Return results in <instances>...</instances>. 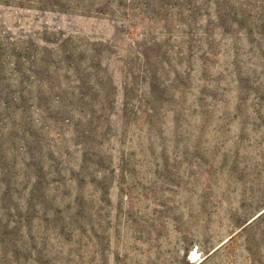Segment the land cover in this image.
Masks as SVG:
<instances>
[{"label":"rangeland","instance_id":"374dc122","mask_svg":"<svg viewBox=\"0 0 264 264\" xmlns=\"http://www.w3.org/2000/svg\"><path fill=\"white\" fill-rule=\"evenodd\" d=\"M12 2L0 90L35 123L0 124V264L264 263L246 227L264 209V38L232 19L263 0Z\"/></svg>","mask_w":264,"mask_h":264},{"label":"trees","instance_id":"16d2710c","mask_svg":"<svg viewBox=\"0 0 264 264\" xmlns=\"http://www.w3.org/2000/svg\"><path fill=\"white\" fill-rule=\"evenodd\" d=\"M7 4L13 3L12 1H16L17 4H20L21 7L26 6L27 4H34L38 9H46L47 6H53V7H60V8H70L72 6V3H74L75 8L79 9H84L86 11L90 10L92 11H97V13H106L108 11H114V2L116 1L118 3V6H123L124 5V0H3ZM228 0H226L227 2ZM72 2V3H71ZM247 6L249 8V4L251 2L246 1ZM146 5L149 3L146 1ZM259 14L256 17L248 16L249 12H237L234 13V17H232L233 20L238 21L242 20L248 21L251 18L252 20V25L260 29V35L262 38H264V0L263 3L261 2L259 6ZM222 12L217 14L216 18L219 20L225 18V16L229 17L231 14L228 12L226 15H222ZM239 18V19H238ZM212 38V37H211ZM208 39V40H211ZM206 47L209 48L211 45H209L208 41L204 42ZM204 56L205 59L208 60L209 55L212 53L210 51H204ZM9 96V95H8ZM7 95H4L3 92L0 90V124H3V127H10V131L8 132V135L12 132V134H15L18 136L21 133V138H24L26 134H30V129L29 127L32 126L35 121L34 117L31 114V110L26 107V97L24 95H19V96H12L8 97ZM45 97L41 93L40 99H44ZM25 104V105H23ZM45 112V111H44ZM5 122V123H4ZM2 131V127H0V132ZM20 131V132H19ZM79 132V131H78ZM20 140V138H19ZM3 157H0L2 159ZM42 169V168H41ZM4 176H7V174L4 172ZM11 181V179H9ZM8 186H11V184H7ZM5 191V189H4ZM3 191V193H4ZM8 192V190H7ZM6 192V193H7ZM3 193L0 198H2L3 202L6 200L5 195L3 196ZM35 192H33L31 195L33 196ZM14 208V207H13ZM7 211L9 212L10 208L6 207ZM15 210V208L13 209ZM8 215V214H7ZM9 216V215H8ZM261 222L262 224V234L264 235V209L263 212L260 214L258 218H255L254 220H251V222H247V226H251L253 223ZM0 246L2 248H6L9 245L7 244L6 240L4 239L3 241H0ZM217 251V250H216ZM247 252L249 255H256L254 250L251 248H247ZM7 263H10L9 260L6 261ZM261 264H264L261 262Z\"/></svg>","mask_w":264,"mask_h":264}]
</instances>
